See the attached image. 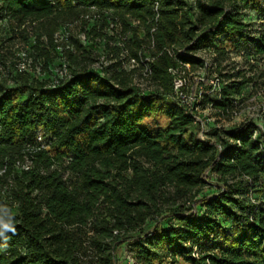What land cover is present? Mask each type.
I'll return each instance as SVG.
<instances>
[{
	"label": "trees",
	"instance_id": "trees-1",
	"mask_svg": "<svg viewBox=\"0 0 264 264\" xmlns=\"http://www.w3.org/2000/svg\"><path fill=\"white\" fill-rule=\"evenodd\" d=\"M3 22L45 74L0 54V264H264V128L198 121L231 117L246 84L264 95V0H0ZM232 52L252 75L221 73ZM178 67L205 71L189 108Z\"/></svg>",
	"mask_w": 264,
	"mask_h": 264
},
{
	"label": "rangeland",
	"instance_id": "rangeland-1",
	"mask_svg": "<svg viewBox=\"0 0 264 264\" xmlns=\"http://www.w3.org/2000/svg\"><path fill=\"white\" fill-rule=\"evenodd\" d=\"M244 19L249 22H252L255 26H257L260 22H262L261 18L252 10L245 11ZM73 30H75V28H73ZM64 31L62 29L57 34V36L61 37L62 35L61 33ZM8 36L9 33L7 31L6 23L5 22L0 23V54H5L4 56H6V60H5L6 65L11 67V61L13 60V58L19 56V58H21L17 61V66L19 70H27L28 72H31L35 76H40V77L44 76L45 73L41 71L39 65H37L35 68L32 69V67H28V63L24 60L25 54L29 49V45L22 43L20 40L15 41L14 45H12L13 42L7 39ZM80 37L84 44L87 45L92 44V48L95 50V52L102 54L104 49L102 42H100L99 39L95 41H91L92 39L88 40L84 36V34H80ZM9 51L10 54L7 53ZM11 52H14V54L11 55ZM199 55H202L209 62V65L211 66L208 85H211L214 89L217 90L218 87L221 86V81L217 79L220 76H218L219 72L216 71V69L218 68H215L214 63H212V56L204 53L203 51H201ZM28 62H30V58L28 59ZM60 62L61 61L59 58L54 59V61L50 66L53 71H58ZM99 64H100L99 62L95 63L96 67L99 66ZM127 67L130 70L136 69L137 64L130 62L129 64H127ZM233 67L244 69L246 70L247 75H252V72H250V67L246 63V60L242 59V57L232 52L229 54L228 58L221 60V64L219 68L221 69L222 74L224 73L227 74L228 72H231V69ZM0 70L2 73L5 72L3 66H0ZM138 74H139L138 72L135 73L133 78L134 81L136 83L141 82L143 84V88H146L148 82L146 80H143L141 76H139ZM183 76L186 80L187 92H189L190 89H194L195 92H198V90H201L203 92H208V89L203 87V85H200L198 83L194 85L192 82L194 80L198 81L200 78L205 77V71L203 70V68H198L195 70L185 69ZM223 78L225 79V77ZM220 79H222V77H220ZM211 80H212V84L210 83ZM235 104L237 105V110L229 118L218 115L216 110L210 107H205L201 109L199 111V122L202 124L203 127L202 132L206 133L207 130L212 127H221L224 128L225 130L230 131L237 128L240 124L244 122H252L255 126L259 128H264L263 90L259 89L257 91H254L251 89L250 84H246L241 88L240 94L235 98ZM202 137H205V135H202ZM121 258L126 260V264H132L130 259V254L128 252H122Z\"/></svg>",
	"mask_w": 264,
	"mask_h": 264
},
{
	"label": "built area",
	"instance_id": "built-area-1",
	"mask_svg": "<svg viewBox=\"0 0 264 264\" xmlns=\"http://www.w3.org/2000/svg\"><path fill=\"white\" fill-rule=\"evenodd\" d=\"M130 62L135 63V60L131 59ZM185 68H188V66L185 65ZM145 71L146 69L144 70L143 74L147 75V72L149 73V70H147V72ZM169 72L172 75V89L174 98L177 99L186 108H189V106H191L193 102L199 103L202 91L198 90V92H195L190 89V91L187 92L186 80L183 76L184 69L181 67L171 68L169 69ZM210 83L212 84V80L210 81ZM138 85L143 88V84L141 82H138Z\"/></svg>",
	"mask_w": 264,
	"mask_h": 264
},
{
	"label": "clouds",
	"instance_id": "clouds-1",
	"mask_svg": "<svg viewBox=\"0 0 264 264\" xmlns=\"http://www.w3.org/2000/svg\"><path fill=\"white\" fill-rule=\"evenodd\" d=\"M6 231L15 232L13 222L9 220L0 219V236H4ZM7 239V237H5Z\"/></svg>",
	"mask_w": 264,
	"mask_h": 264
}]
</instances>
